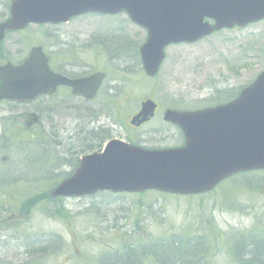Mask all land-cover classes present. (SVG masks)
<instances>
[{"label":"rangeland","instance_id":"1","mask_svg":"<svg viewBox=\"0 0 264 264\" xmlns=\"http://www.w3.org/2000/svg\"><path fill=\"white\" fill-rule=\"evenodd\" d=\"M7 4L0 0V23ZM7 37H100L113 60L97 99L87 105L69 100L47 106L50 125L59 130L56 142L46 149L48 184L12 178L0 185V264H103L105 256L168 235L200 239L205 264H241L242 247L264 241V170L235 176L197 197L148 192L96 193L58 202L46 198L54 188L50 183L63 180L82 156L67 151L68 139L74 143V138L63 124L70 129L76 119L93 124L100 145L116 139L146 149L181 146L180 133L163 123L162 113L198 111L235 99L264 70V21L168 46L153 78L144 75L138 56L146 32L124 13L83 15L65 25L31 26ZM144 99L154 101L158 110L150 122L132 129L128 121ZM16 155L12 177L31 178L24 155ZM50 237L59 243L52 249L44 244Z\"/></svg>","mask_w":264,"mask_h":264},{"label":"water","instance_id":"2","mask_svg":"<svg viewBox=\"0 0 264 264\" xmlns=\"http://www.w3.org/2000/svg\"><path fill=\"white\" fill-rule=\"evenodd\" d=\"M125 12L146 30L139 53L145 75L154 77L171 44L192 43L220 29L243 28L264 18V0H13L5 31L28 23H65L86 13L114 15ZM204 19L214 21L210 26ZM32 58L16 70L2 69L0 100L28 101L36 91L68 85L73 93L93 98L101 74L70 82L36 70ZM16 79L11 81V75ZM156 105L141 103L130 125L138 127L153 117ZM162 120L176 125L185 137L177 150L148 151L112 140L101 153L82 158L79 167L61 183L52 197H81L97 191L140 193L156 190L196 195L239 172L264 170V71L238 98L228 104L195 112L166 110ZM264 220V216H263Z\"/></svg>","mask_w":264,"mask_h":264},{"label":"flooded vegetation","instance_id":"3","mask_svg":"<svg viewBox=\"0 0 264 264\" xmlns=\"http://www.w3.org/2000/svg\"><path fill=\"white\" fill-rule=\"evenodd\" d=\"M6 11L5 21L9 18L8 4ZM4 20L2 23L5 22ZM31 26L35 29H43L48 25L29 24L22 30L6 32L0 38V73L1 69L6 66H9V69L19 68L34 54L37 68L42 69L43 64H46L47 69L53 74L68 80H84L97 73H103L104 78L92 100L72 94L71 89L66 86H58L51 95L37 91L39 95L27 102L0 100V185L9 184L12 178L14 182L48 184L50 179L48 161L50 159L46 155V149L49 147V142H56L58 138L56 132L59 130L56 126L50 125L47 106L49 104L58 105L69 100L87 105L97 99L107 77L105 70L113 60L112 55L107 51L106 42L100 37L83 39L80 37H7L13 34L21 35ZM41 35L44 36L42 33ZM98 56L103 57L104 61L98 59ZM10 78L14 81L16 74L11 75ZM44 81L48 85V73ZM62 128L66 132L72 130L74 138V143H71V138L68 139L70 144L66 147L67 151L70 154H82L73 164L72 170L65 177L67 178L74 172L81 157L97 153L103 144L100 145L101 137L97 136L93 124L90 125L83 119H76L72 129L64 124ZM100 135L105 136L103 132ZM182 142L181 136V144ZM57 144L62 143L58 141ZM31 146L33 149H28ZM32 153H39L42 157L38 160ZM15 154L24 155L23 159L27 162L30 171L28 175L31 178L12 177L15 174ZM59 182L50 184L56 185Z\"/></svg>","mask_w":264,"mask_h":264},{"label":"trees","instance_id":"4","mask_svg":"<svg viewBox=\"0 0 264 264\" xmlns=\"http://www.w3.org/2000/svg\"><path fill=\"white\" fill-rule=\"evenodd\" d=\"M36 196L34 199H36ZM48 199V197H46ZM55 238L50 237L48 248H53ZM200 239L164 236L154 241L131 246L118 254L105 256L103 264H205ZM206 250V249H204ZM45 253V250H39ZM241 264H264V241L243 246L239 255Z\"/></svg>","mask_w":264,"mask_h":264}]
</instances>
